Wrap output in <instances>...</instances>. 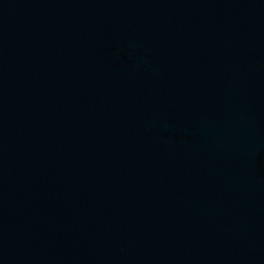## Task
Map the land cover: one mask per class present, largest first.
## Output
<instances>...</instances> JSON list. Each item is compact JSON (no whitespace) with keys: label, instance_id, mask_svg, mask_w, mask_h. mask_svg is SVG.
I'll use <instances>...</instances> for the list:
<instances>
[{"label":"water","instance_id":"water-1","mask_svg":"<svg viewBox=\"0 0 264 264\" xmlns=\"http://www.w3.org/2000/svg\"><path fill=\"white\" fill-rule=\"evenodd\" d=\"M0 264H264V0H0Z\"/></svg>","mask_w":264,"mask_h":264}]
</instances>
